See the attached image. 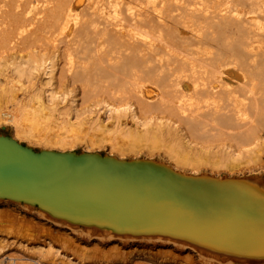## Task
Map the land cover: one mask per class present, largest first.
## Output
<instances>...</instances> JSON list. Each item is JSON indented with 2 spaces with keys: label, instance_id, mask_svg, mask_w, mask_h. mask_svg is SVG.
I'll list each match as a JSON object with an SVG mask.
<instances>
[{
  "label": "bare ground",
  "instance_id": "obj_1",
  "mask_svg": "<svg viewBox=\"0 0 264 264\" xmlns=\"http://www.w3.org/2000/svg\"><path fill=\"white\" fill-rule=\"evenodd\" d=\"M70 1L0 0V120L12 125L13 134L21 136L26 129L45 148L59 150L73 148L74 139L81 138L87 151L93 150L88 142L96 136L121 156L127 145L146 141L155 146L153 137L158 135L171 159L181 160L180 164L190 165L195 172L206 165L215 172L230 167L237 157L264 147V0H136V8L130 5L133 0H99L98 6L93 2L94 7L92 0H86L92 12L87 16L93 17L85 16L81 8L84 18H89L82 22L76 14L79 11L70 9ZM124 6L128 18L125 13L121 17ZM87 30H93L94 41L101 38L104 52H116L104 59L115 58L117 63L105 66L111 76L104 79L111 81L104 86L96 84L99 80L95 83L100 72H93L94 80L84 74L90 71L89 57L97 59L82 48L88 40H77H84L79 36ZM204 45L209 46L203 49ZM70 48L79 57L76 63L71 61L65 77L61 68L67 70L68 65L60 68L58 61L67 55L58 56ZM121 56L123 64L116 60ZM228 66L236 74L225 79ZM154 72L157 80L152 87L158 94L153 93L151 100L141 89L144 81L131 82V76ZM162 72L167 75H156ZM74 81L80 82V93L69 89ZM9 149L11 166L3 189L28 190L26 195L38 199L36 215L66 231L51 237L58 230H43L34 244L10 246L19 239L8 244L0 239V264H114L116 253L101 256L86 245L79 251L74 247L63 250L60 240L74 236L105 239L112 235L102 227L141 228L147 223L166 233H187L201 248L208 245L207 250L222 256L264 252V182L257 178L186 176L154 161L121 165L101 162L106 160H99L98 155L39 152L42 157L36 160L40 159L46 175L33 188L24 184L27 179L22 180L30 173L31 155L20 146ZM12 221L1 218L0 226ZM29 240L34 242V237ZM53 240L57 245L50 243ZM117 264L141 263L134 258Z\"/></svg>",
  "mask_w": 264,
  "mask_h": 264
},
{
  "label": "rangeland",
  "instance_id": "obj_2",
  "mask_svg": "<svg viewBox=\"0 0 264 264\" xmlns=\"http://www.w3.org/2000/svg\"><path fill=\"white\" fill-rule=\"evenodd\" d=\"M71 1H70V5H71L70 9H72V10L74 9L73 10L74 12L76 10L79 11V12L76 11L77 13L76 12L75 13L76 14L79 13L78 14L79 16L80 15L83 16V17H81V16L79 17V19H81L80 22H82V20H83L82 18H84L85 16L88 15V13L91 12V10H89L88 7H87L88 3L87 2L85 3L86 0H71ZM90 1L91 0H89V3H90ZM94 1L97 2V3H95ZM98 1L99 0H97V1L96 0H92L91 1L92 2L91 6H93L92 4H94V3H95V5L97 4L96 6H98V5H100L99 3H102L104 0H102V1L100 0L99 3H98ZM131 3H133V4H131ZM83 4L84 5L86 4V6H84ZM136 4L138 5L136 0H133L132 2H130V5H134L135 8H136ZM130 5H129V7H130ZM91 6H89V8H93L94 7V6L93 7H91ZM134 6H131V7H133V10L135 9ZM77 7H79V9ZM138 7H137V9H138ZM81 8H82L83 13L85 11V14H86L85 16L82 14V11H80ZM84 8H86V9H84ZM123 8L122 9L124 11L122 10L123 14L121 12V17H124L125 14H126V18L130 17L129 15L127 16V14H129V11L126 9V7L124 6ZM110 14H112V13H110ZM89 16L93 17L92 14H89ZM89 16H87V17H89ZM86 18H84V20ZM87 19H89V18H87ZM85 21H87V20H85ZM130 21L129 22L131 24H134V22L132 20H130ZM83 23H84V21H83ZM130 23H128V24L125 23V25H129ZM154 23H155L154 21H151L149 24L153 25ZM80 24H82V23H80ZM100 27L101 26H97V28H100ZM86 33H91L90 37L93 38L92 37V35H94L93 30H89V32L87 30V32L85 31V33H83L86 36L83 35V34H82V36H79L80 38L84 36L83 37L84 40H81V39H77V40L78 41L80 40L82 42L88 40L89 43H87V42H85V44L83 43L86 47L83 46L82 48H86L87 50L89 49L90 51H92L91 54L93 53L94 56L97 59L94 60V57H92V58L89 57L90 60H93L95 62H92L90 60L87 61V65H88L87 68L90 71H87L84 68V70H85L84 74H87V76L85 75V77H86V79L90 78V80H94L95 78H94V75H92V74H96V73H93V72H95V71L100 72L99 74L97 73L95 75V77H97V75H98V77L100 76L103 81L100 78L97 77L98 79L96 78L95 83L97 82V80H99L98 83H96V84H99V86H104L105 83H107L108 81H111L110 78H109V80H105L104 79L105 77H107L106 79H108V77L111 76V75H107V74H109V72L108 73L106 72V71L109 70L108 69L109 67L107 65L111 63L114 66H117V63H115V61H114L115 58L114 59L112 58V57H114V54L116 52H114L113 55H111V53H112L111 51L104 52L106 50V48H103V46H105V45H103V43L101 44V42H102L101 38H100V41H99V39H97L95 37V41H94V38L92 39L93 40L92 41L90 37H87ZM75 37L76 36H74L73 38L75 39ZM85 37H87V38L85 39ZM74 41H76V39ZM74 41H72V39H71L72 43ZM107 46L109 47V44H107ZM207 46H209V45H204L202 48L206 49ZM70 49H66V50H69V51H67L68 53H66V54L63 53L64 49L61 50L60 51L61 53H59V56H58V58H59L61 56L65 57L67 55V58L65 57L66 59L62 58L63 60L61 61V58H59L60 62L58 61L59 64L61 63L60 64V68H61V65L64 64V63H65V65H68L66 67L67 70H64L65 68H63V67L61 68V69H63L62 72L64 73L65 77H68V75H69L68 73L70 71L68 72V68H69L70 64H72L73 62L76 63V59H77V57H79V55H78L79 53L75 54L76 53V52H74L75 50H73V49L70 50ZM69 52L70 53L73 52L74 54L73 53L72 54L75 57L72 54H71L72 55V57H71V55H69L70 54ZM100 52L102 53V56H99V55H101ZM20 54L22 56H24L23 54H25V52H21ZM95 54H97V55H95ZM76 55H77V57H76ZM106 55L112 56L111 57L112 60H108L109 63L107 62V60H104L106 57H107L106 59L109 58V56H106ZM25 56H26V54H25ZM25 56H24V58H25ZM80 56H81V54H80ZM121 57H120V59L117 58L116 60L120 61L123 64L124 61L122 62V60H125V57L124 58L122 57V59H121ZM71 58H72V60H71ZM9 60H12V59H9ZM71 61H72V63H71ZM96 61L99 63L98 66H96L97 65ZM103 61H106V62L103 63ZM90 62H92V63H90ZM100 62H102L103 64H106V65L103 66V64H101L102 66H99ZM120 62H118V66L119 67H121V65H122V64L120 65ZM83 64H81V66ZM92 64H95V66L94 65L92 66ZM91 66L93 67V69L91 68ZM105 66H107L108 68L105 67ZM83 67H85V66H83ZM103 67H105L107 69L104 68L105 69V71H104V69L103 70L101 69ZM91 69H92V73H90ZM233 70L234 69L232 67L228 66V69L226 70V73H225V76H224L225 79H229L228 77H230V76H235L236 73H234ZM102 72H103L104 75L102 74ZM155 73L156 72L151 74V76L153 78L150 75H149L150 76L149 77L148 75L144 76L143 74H142L143 76L140 75L141 76L140 78H138L139 76L138 77L135 76V78H134V76H131L133 79H131V77H129V79L132 80V81L130 80L131 82H135V81L137 82V80H140V79H141L140 81L151 82V83H146L145 82V84H144V82H142L141 86H143L144 89L141 88V86H140V88L142 90H144V92L146 93L147 97H151L152 98V99L149 98L151 100L155 99V97H157V94H158V92L156 91L157 88L156 87H152V86H154V85H152L153 84L152 82H155L154 84H156V80H157V78L155 76ZM161 74L162 75H164V74L167 75V73H164V72L158 73L156 75H158L160 77ZM88 76H91V77H88ZM92 76H93V78H92ZM154 76H155V78H154ZM142 78L144 80H142ZM148 78H151L153 80L155 79V80L151 81V79H148ZM118 79H120V77L117 74L116 80H115L116 83L118 82ZM140 81H138L139 82L138 87L140 85ZM95 83L93 82V84H95ZM135 86H137V83H135ZM79 88H80V82L78 83V81H74L73 83H71L69 89L75 90V93H80L79 92V90H80ZM153 93H155L156 96ZM11 127H12V125L9 122H6L4 120H0V140L2 139L0 141V219L1 218H10L11 220H13L11 223H8V224L6 223L3 226H0V239L1 240L4 239L5 242H7V244L12 242L15 239L16 240L19 239V241L17 243L12 244L10 246L17 245V244L22 243V242H25V243H28V244H34L35 242L38 241L37 239L40 236V233L43 232V230H46L44 232H49L50 230H53V228H55V230H58V231H57V233H55V232L50 233L51 237H53V235L54 236H56V235L63 236L65 234L63 232H65L66 229L57 228L54 225H52L50 222H48L45 218H42L40 216L38 217V215H36L38 210H39V208H40V206L38 205V199L35 198V197L32 198V196L26 195L25 192L28 191V190L21 189V188H17V189L14 188V189H10V190H6V188H5V190L3 189V187L5 186L3 181L6 180V178H9L8 169L11 166V163L9 162L10 159H11V157H10L11 155H9V153H11L10 149H9V146H12V148H15V149H19V146H20V150L21 151H24L27 154L31 155V160H30V164H29L30 165L29 166L30 173H28L27 175H23L24 179H22V180H26L27 179V181H25L24 184H26V186H33V188H35L37 186V183L41 184L43 179H44L43 175H46L45 171L43 170L42 164L39 163V162H41L40 159L38 158L39 160L38 161L36 160L37 157L40 156L41 154L42 155L54 154V155H58V156H63V155L66 156V155H70V154H71L70 156L98 155L97 157H98L99 160H106V161L107 160H111V161L117 162V163H119L121 165L135 164V163H139V162H153L154 161V163L156 162L158 164L160 162L162 165L166 166L167 168H170L172 170V172H174V173L177 172L176 174L183 173L186 176L187 175L190 176L193 173L196 174V175L197 174H209V175H211L214 178H216V177H218V178L235 177V178L241 179V180L254 177V178H257L258 180L264 182V147H262L261 145L257 149H255L256 148L255 147L250 153H247L248 155L245 154L246 157H244V155H243L241 158L237 157V159L231 161L229 163L230 167L228 166L227 168H222V169L220 168L219 170H216V172H215V170L210 171V169L208 167H206L208 165H206L200 171H197L198 172L197 173V172L192 171L190 169L191 168L190 165L180 164L181 160L176 159V158H175L176 160H172L174 157L168 151V148L165 147L166 143H164L162 140H160V137L158 135H156V134L153 135V136L156 135V137H153L154 138L153 142L156 143L157 146H156V144L154 146V144L152 142L151 143L153 145H151L150 142L147 143L146 141H142L143 143L141 142V144L139 142L138 144L135 143L134 145H130V146L127 145L126 147L122 148V149H125V150L123 151L124 156H121L116 151L109 150L107 148L108 145L106 143H104V142H99V140L96 138V136L93 137V139H91L88 142V144L90 146L91 145L93 146L92 147L93 150L91 149V150L87 151V149H83L85 142L81 141L82 140L81 138H75L74 139L75 140V144H73L74 145L73 148L66 149V150H59L57 148H50V147H46L45 148L44 145H41L42 142L39 141L40 142L39 143L37 140L32 138L30 136L31 132L27 133L26 129H24V132H21L22 133L21 136H20V132H17L18 134L14 133L15 135H19V136H15L12 133V132H14L13 131L14 128L13 127L11 128ZM26 133H27V135L29 134L28 136L31 139L27 138L28 136H26ZM81 135L82 134H79V136H81ZM23 136H24V138H23ZM158 140L160 142H157ZM161 141L163 143H161ZM1 142L2 143L4 142V145L7 144L9 146H7V147L3 146V144H1ZM29 142H31V143H29ZM34 142L37 145L39 143V145L38 146L35 145ZM10 143H11V145H10ZM148 144H150L149 146H151L152 149H151V147L147 146ZM160 144H161V146L164 145V148H162L163 146L161 147ZM263 146H264V144H263ZM132 150H134L135 154L134 153H128V151H132ZM135 151H137V152H135ZM163 151H165V152L163 153ZM30 152H31V154H30ZM39 152L41 154H39ZM66 152H69V153H66ZM86 153H88V154H86ZM150 154H151V156H149ZM166 154H167L168 158H167ZM168 154H171V157ZM32 155H33V157H32ZM42 155H41V157H42ZM12 156H14V154H12ZM26 156H28V155H26ZM177 160H179L178 164L176 163ZM35 161H37V163ZM174 163L176 165H178L179 167L178 166L177 167L174 166L175 165ZM181 163H183V162H181ZM181 165L183 167H181ZM170 169H169V171H171ZM227 172H229V173H227ZM3 173L5 174L4 176H3ZM32 175H33L34 179H33ZM28 179L29 180L32 179L31 180L32 183L28 182L29 181ZM16 180H20V178L16 179ZM26 182H28V183H26ZM27 203H29V204H27ZM38 206H39V208H38ZM109 226L102 227L101 229H103L104 231H107L105 233H109L110 235H112L110 238L98 239L95 236L92 239H84L82 237L74 236L73 239H67V238L61 239L60 243H62L64 245V247H65V248H63V250H65V249H67L69 247H74L76 251H79L80 248H81L80 246L86 245L89 249L97 250V252H100L101 256L113 255L114 253H116V254H118L117 258L112 260V263H114V264L120 263L122 261L129 262V260L134 259V258H136L139 261V263H141V264H264V257H263L264 256V252L259 253V254H256V253L248 254V253H243V252H240V253L234 252V253H229V254H226V255L223 254V256L217 253L218 254V256H217V254H215L213 252H210L209 249L207 250V247H210V246L203 245L206 248H204V247L201 248V246L199 245L201 243H198L197 240H195L194 238L189 237L187 235V233H181V234L166 233V232L161 231L162 228L158 227L156 224L154 225V224H151V223H149V224L147 223V224H144L143 226H141V228H135V227H130L129 228L128 227V229L127 228H117V227H116L117 229L116 228L113 229V227H109ZM80 227L82 228V226H80ZM95 227H96V225H95ZM132 229H135V230H132ZM111 230L113 232H115V233H113L114 235L111 234L112 233ZM96 231L99 232L98 230H96ZM126 231H127V233H126ZM156 233H158L160 235H158ZM8 234H10V236L6 237ZM31 236L34 237V242H30L29 239H30ZM131 237H136L137 240L136 241L131 240L130 239ZM178 237H180V238H178ZM146 238H147V240H146ZM154 238H156V239H154ZM157 238H159V239H157ZM181 238H183V239H181ZM35 239H36V241H35ZM160 239H163V240H160ZM171 242H173V243H171ZM191 242H194V243H191ZM50 243L53 244V245H57L54 242V240L51 241ZM198 245H199V247H198ZM204 252L205 253L208 252V253L205 254ZM233 255H237V256L232 257ZM209 256H211L212 258L213 257H216V258L212 259ZM243 256H246V257H243ZM88 259L92 261L93 258L90 257ZM91 261H88V262H91ZM100 261L101 262H105L102 259Z\"/></svg>",
  "mask_w": 264,
  "mask_h": 264
},
{
  "label": "water",
  "instance_id": "obj_3",
  "mask_svg": "<svg viewBox=\"0 0 264 264\" xmlns=\"http://www.w3.org/2000/svg\"><path fill=\"white\" fill-rule=\"evenodd\" d=\"M101 162H109V161H101Z\"/></svg>",
  "mask_w": 264,
  "mask_h": 264
}]
</instances>
